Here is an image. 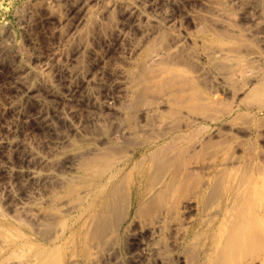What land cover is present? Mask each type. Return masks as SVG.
I'll return each instance as SVG.
<instances>
[{
    "label": "rangeland",
    "instance_id": "374dc122",
    "mask_svg": "<svg viewBox=\"0 0 264 264\" xmlns=\"http://www.w3.org/2000/svg\"><path fill=\"white\" fill-rule=\"evenodd\" d=\"M0 39V264H264V0H0Z\"/></svg>",
    "mask_w": 264,
    "mask_h": 264
},
{
    "label": "bare ground",
    "instance_id": "6f19581e",
    "mask_svg": "<svg viewBox=\"0 0 264 264\" xmlns=\"http://www.w3.org/2000/svg\"><path fill=\"white\" fill-rule=\"evenodd\" d=\"M136 9H137V7H135ZM132 9V8H131ZM2 39V38H1ZM0 39V40H1ZM4 39V38H3ZM3 39H2V41H3ZM261 55V54H260ZM260 55H258V56H260ZM166 68V67H165ZM162 68H160V70H161ZM159 70V71H160ZM161 72V71H160ZM160 72H159V75H160ZM162 72H163V70H162ZM161 72V73H162ZM172 72H174V71H172ZM172 72H170V73H167V75H170ZM176 73V72H175ZM18 74V73H17ZM166 77V76H165ZM143 82H144V80H143ZM143 87L145 88V86L142 84V81L141 80H137V81H135L134 82V85H133V88H134V90L135 91H137V93L139 92V91H141V89H143ZM132 88V89H133ZM143 91L144 90H142V93H143ZM141 96H143V95H141ZM157 161V160H156ZM159 161V160H158ZM158 161H157V164H156V166L158 167ZM153 165H155V164H151V166L150 165H148L149 167H152ZM160 166H162V165H159V167ZM154 167V166H153ZM162 168V167H161ZM151 169V168H150ZM150 169H148V170H150ZM153 169V168H152ZM160 170V168H157L156 170ZM147 170V169H146ZM153 170H155V168L153 169ZM155 170V172H157ZM162 171H163V169H161ZM167 170V169H166ZM151 171V170H150ZM154 172V171H153ZM159 172V171H158ZM157 172V173H158ZM156 173V175H154V176H158V174ZM162 173V172H161ZM160 173V174H161ZM149 174V173H148ZM159 174V175H160ZM162 175H164V174H162ZM153 176V175H152ZM158 177H161V176H158ZM157 177V179H161V178H158ZM152 178V177H151ZM154 179H156V178H154ZM151 181V184H153L152 183V181H153V178L152 179H150ZM155 182L156 181H154V184H155ZM158 184V183H157ZM155 186H156V184H155ZM232 187V186H231ZM229 188V187H226L225 188V190H224V188L222 189V192L223 193H225L226 195H225V201L224 202H226V205H227V208H226V214L228 215V218H227V220H229L231 223L229 224L231 227H233L234 229H233V233H231V236H230V238H229V243H228V245H227V247L228 248H234V247H237V244L239 245L241 242H243V241H245V240H248V239H250V237H256V236H258V229H260L259 227H258V222H259V217H260V212H258L257 213V211L255 210V207H254V205L252 204V203H250L249 202V199H248V193L249 192H247L248 191V187H246V186H244V185H239V186H234L233 188ZM219 188V187H218ZM216 190V189H215ZM233 191L234 193H230V192H228V191ZM227 191V192H226ZM213 193V192H212ZM221 193V192H220ZM253 193H254V191H253ZM252 193V194H253ZM222 194V193H221ZM117 195V197H118V194H115V196ZM216 195H217V193H216ZM121 196V195H120ZM213 196V195H212ZM211 196V197H212ZM117 197L115 198V199H117ZM217 197H218V195H217ZM251 197V196H250ZM114 199V200H115ZM123 199V198H122ZM212 199H214V197H212ZM212 199H210V200H212ZM113 200V201H114ZM121 200V199H120ZM119 200V202H121ZM216 201V200H215ZM114 202H116V200L114 201ZM208 204H210V203H208ZM109 205V204H108ZM212 208L214 209V205L212 206ZM211 208V209H212ZM264 210V209H263ZM105 211H107L106 209H105ZM214 211V210H213ZM115 215V214H114ZM263 215V214H262ZM100 217H95V219L93 218V220L94 221H91L92 223H93V225H94V227H92V224H91V228L90 229H97V227H96V223H97V220L99 219ZM117 218H119L118 216H117ZM115 219V218H114ZM113 219V220H114ZM116 223H118V222H115V224ZM226 223V222H225ZM256 223H257V226L255 227V225H256ZM227 225V224H226ZM103 228V227H102ZM87 230V229H86ZM89 230V229H88ZM103 230V229H102ZM101 230V228L98 230V232H103ZM224 230V229H223ZM94 231V230H93ZM88 232V231H87ZM97 232V233H98ZM104 233V232H103ZM95 234V233H94ZM102 234V233H101ZM222 234V232H220V235ZM228 234V233H227ZM98 235H99V233H98ZM87 236H88V234H87ZM86 236V237H87ZM95 236V235H94ZM99 236H101V235H99ZM226 236V235H225ZM260 236H262L261 234H260ZM252 237V238H253ZM259 237V236H258ZM95 238V237H94ZM260 239V238H259ZM261 239H262V237H261ZM243 240V241H242ZM256 240H258V239H256ZM95 241H96V239H95ZM93 242V241H92ZM91 242V243H92ZM240 242V243H239ZM263 242V241H262ZM199 244V243H198ZM223 244V243H222ZM89 244L88 243H86L85 242V245H84V248H86L87 246H88ZM259 245V244H258ZM263 245V244H262ZM235 249V248H234ZM57 255V254H56ZM58 256V255H57ZM50 258H52V256L50 257ZM50 258L49 257H47V259H49L50 260ZM54 258V257H53ZM56 258V257H55ZM54 258V259H55ZM49 260H47V261H49ZM44 262V261H43ZM45 263H47L48 264V262H44V264ZM53 263V262H52Z\"/></svg>",
    "mask_w": 264,
    "mask_h": 264
}]
</instances>
